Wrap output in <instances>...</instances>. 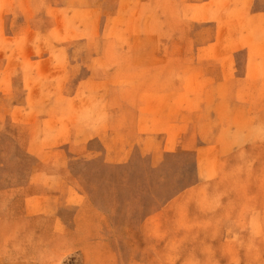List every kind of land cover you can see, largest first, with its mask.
Returning <instances> with one entry per match:
<instances>
[{
  "label": "rangeland",
  "instance_id": "374dc122",
  "mask_svg": "<svg viewBox=\"0 0 264 264\" xmlns=\"http://www.w3.org/2000/svg\"><path fill=\"white\" fill-rule=\"evenodd\" d=\"M257 12L264 0H0V264H264V93L228 100L264 45ZM218 62L240 70L218 84ZM151 89L183 96L186 139L141 150L128 129L119 162L110 133L73 144L108 111L120 128Z\"/></svg>",
  "mask_w": 264,
  "mask_h": 264
},
{
  "label": "crops",
  "instance_id": "0c3cea01",
  "mask_svg": "<svg viewBox=\"0 0 264 264\" xmlns=\"http://www.w3.org/2000/svg\"><path fill=\"white\" fill-rule=\"evenodd\" d=\"M250 22L252 26L256 29L255 33L258 31L261 23L264 22V17L262 13H253L250 17ZM263 37V35H262ZM218 70H220V77L215 79L218 84H223L226 81L225 74L230 69L235 68L240 70L239 62L231 67H225L224 62H218ZM244 74H236L233 85L236 87L235 92L228 99L230 103L238 102H254L259 98V95L264 93V45H256L255 47L249 48L247 50V58L244 65ZM208 77L210 76L207 74ZM212 76V75H211ZM217 78V77H216ZM240 85H245L243 90H240ZM144 95V97H143ZM264 96V94H262ZM144 104L142 107L138 106L134 109H128L124 113V120L122 121V126L116 128L112 122V111H108L109 120L107 123H102V126H91L93 120L88 122L85 130L79 132V127H73L71 130V141L73 144L76 141L83 140L84 137L90 142L95 140L103 139L105 134L110 133L111 136L107 138L108 147L106 146L105 157H112L114 162H119L120 158L126 157V152L128 147H126L122 142V136H124L128 129L134 131L135 138L134 141L137 146L143 150V148H148L151 151L161 144L164 152H167L170 146L179 140L183 141L186 136L193 131L194 121L189 123L191 112L185 110L180 100L183 96L179 97L177 100L174 99V92L171 90H166L160 92L157 89L147 90L142 94ZM162 104L163 110L161 113L156 111L155 106ZM172 112H176L179 116L172 117ZM94 114V113H93ZM95 118V116H93ZM83 127V126H82ZM76 128V129H75ZM75 129V130H74ZM118 145L115 146L114 144ZM116 148L119 151L110 152L109 149ZM123 149V151H121ZM79 196V194H78ZM57 198L64 204L68 205L73 203V200L79 201L77 196L70 192L69 195L60 194Z\"/></svg>",
  "mask_w": 264,
  "mask_h": 264
}]
</instances>
